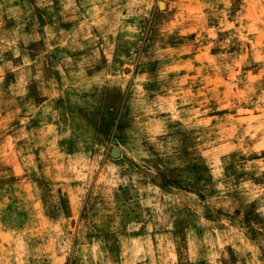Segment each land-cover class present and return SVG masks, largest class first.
<instances>
[{
	"label": "rangeland",
	"instance_id": "rangeland-1",
	"mask_svg": "<svg viewBox=\"0 0 264 264\" xmlns=\"http://www.w3.org/2000/svg\"><path fill=\"white\" fill-rule=\"evenodd\" d=\"M0 264H264V0H0Z\"/></svg>",
	"mask_w": 264,
	"mask_h": 264
}]
</instances>
